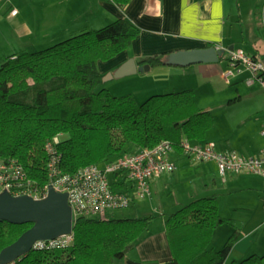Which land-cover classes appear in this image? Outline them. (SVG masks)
Returning a JSON list of instances; mask_svg holds the SVG:
<instances>
[{
    "label": "trees",
    "instance_id": "trees-1",
    "mask_svg": "<svg viewBox=\"0 0 264 264\" xmlns=\"http://www.w3.org/2000/svg\"><path fill=\"white\" fill-rule=\"evenodd\" d=\"M112 1L123 7L130 0ZM138 32L132 21L118 17L38 50L0 56V158H14L29 177L45 184V143L57 133L66 172L165 138L180 150L183 137L203 141L214 116L199 106L194 88L157 92L139 102L130 92L113 94L106 87L99 62L125 50ZM145 61L151 66L163 63L164 53L141 60ZM119 182L122 187L124 181ZM153 217L80 215L73 222L72 242L32 248L8 264H114ZM228 220L215 194L197 197L169 213L165 232L176 264H264V254L258 253L227 262L237 231L221 247H215L212 236ZM31 225L0 219V249Z\"/></svg>",
    "mask_w": 264,
    "mask_h": 264
},
{
    "label": "crops",
    "instance_id": "crops-1",
    "mask_svg": "<svg viewBox=\"0 0 264 264\" xmlns=\"http://www.w3.org/2000/svg\"><path fill=\"white\" fill-rule=\"evenodd\" d=\"M12 1L15 3L14 0ZM19 1L22 3L23 0ZM69 2L73 6L79 5L80 8L73 17V21L69 20L67 24L59 17L64 15L67 9L62 10L63 13L59 15L57 14L59 10L55 8L57 0H47L45 3L50 9L48 26L56 27L58 23L57 31L54 30V33L57 32L55 37L66 35L79 28L88 29V26L93 24L90 20H77L82 15L96 11L104 14L108 22L114 18L125 17L139 27V32L129 44V48L120 52L114 59L108 60L105 70L101 69L103 61L99 62V67L104 74L114 71L129 57H134L140 61L139 63H145L146 61L141 62V60L149 55L161 53H164L165 61L158 66H163L162 68L169 71L170 66L178 68L177 65H182L166 62V55L170 51L210 44L235 49L247 46L248 50L244 48V51L264 58V0H130L123 7H119L112 0H70ZM11 7L17 9L16 13L9 12V15H1L0 11V56L12 54L19 47L22 50L33 49L41 29L38 18H33V24L22 16L21 4H14ZM54 17L59 18L54 19ZM33 36H37L35 43H29V37ZM226 52L227 50L216 61L226 58ZM227 59L230 66L237 67L233 74L238 72L231 80H236L248 73L245 77L247 81L250 76L249 71L241 70L239 63L232 65L229 57ZM225 72L219 73V78L223 79ZM191 78L187 75L184 79L171 82L169 84L171 88H168L169 86L166 88L173 90L184 89V87L196 88ZM195 97L198 102L199 94L196 90ZM262 100L264 102V98ZM206 141H214L219 149H235L228 146L221 147L215 139L194 142ZM263 146L264 144L257 146L251 153H240L257 154ZM170 159L176 163V168L152 178L151 195L141 197L142 200L137 202L135 209L127 212L136 216L153 214L149 227L132 247L115 260L114 264H176L165 232L166 217L197 197L211 195L208 194L211 191L210 182L216 181L215 173L219 171L214 161L197 160L180 149L174 148L170 153ZM245 172L247 171L230 172L221 180L227 185L229 191L238 193L234 197L236 202H233L230 207L233 211L228 213V216L220 212L231 222L226 227L228 237L234 230L237 231L227 262L232 259L240 260L252 253L264 254V195L262 192H257L259 177H263L256 173ZM243 190L254 191L245 193ZM212 194H215L218 199L217 193ZM216 233L214 229L213 238Z\"/></svg>",
    "mask_w": 264,
    "mask_h": 264
},
{
    "label": "built area",
    "instance_id": "built-area-1",
    "mask_svg": "<svg viewBox=\"0 0 264 264\" xmlns=\"http://www.w3.org/2000/svg\"><path fill=\"white\" fill-rule=\"evenodd\" d=\"M16 11V8H11L12 14ZM225 50L229 53L232 65L243 63L250 70L248 84L256 83L264 88V58L240 48ZM231 73L232 71L227 70L225 78L228 79ZM261 132L264 134V129ZM59 141L60 134L57 133L45 143L48 154V180L45 184L29 177L24 166L14 158H0V191L8 189L12 194H27L38 199L48 194L51 185L57 191L67 192L73 220L80 215L104 218L115 209L129 205L134 197L150 196L151 179L176 168V163L170 159L174 143L165 138L153 146L140 147L113 160L101 164L89 163L74 172H66L60 164ZM180 146L182 151L197 160L214 161L222 175L248 171L259 174L264 179V146L253 155L243 154L235 149H219L214 141L198 143L187 137L181 139ZM121 180L124 181L122 187L119 185ZM72 240L73 231L55 238L38 239L32 248L64 246Z\"/></svg>",
    "mask_w": 264,
    "mask_h": 264
},
{
    "label": "rangeland",
    "instance_id": "rangeland-1",
    "mask_svg": "<svg viewBox=\"0 0 264 264\" xmlns=\"http://www.w3.org/2000/svg\"><path fill=\"white\" fill-rule=\"evenodd\" d=\"M69 1L70 0H57V4L55 5V8L59 10V12H57L59 15L63 13L62 10L67 9V12L64 15L59 16L66 24L69 23V20L71 22L73 21V17L77 14V11L80 8L79 5L73 6ZM14 2L15 3H13L12 0H0L1 15H9V12H11L10 8H13L11 6L14 4H21V14L25 19L30 20L29 22L33 24V18L35 17L40 21L41 29L39 31L38 40L35 43V38L37 36L29 37V43H35V45L33 49L28 48L26 50H38L44 48L68 36L85 30L79 28L66 35L55 37L57 36V32L54 33V30L57 31L58 23H56V27L48 26L50 9L45 5L47 0H23L22 3L19 0H14ZM59 17H54V19ZM84 19L87 21L90 20L93 23L88 26V29L98 28L108 23L107 17L99 11L82 15L77 21H84ZM60 33L61 30L59 31V34ZM237 48H245L248 50L247 46ZM20 50L19 47L16 51ZM227 57L228 51L226 52V58L223 60L177 65L176 67L178 68L170 66L171 70L169 71H167L166 68H162L163 66H158L162 64L159 63L153 65L152 68H150V66L148 69H143L118 78H108L104 81L106 87L113 94L121 95L130 92L135 96L137 101L141 102L151 94L173 90L167 89L166 87L169 86L171 82L184 79L187 75L189 77L191 76L193 84L197 86L196 88L194 87V89L197 91V94H199V105L209 109L214 116L213 126L207 130L204 139H215L221 147L228 146L229 148L237 149L238 152L251 153L257 146L264 144V136L261 134V130L264 129V102L262 100V98H264V88L256 83L248 84L245 79L246 74L248 73L236 80H231L233 76L238 74V72L233 74L234 70H237V67L230 66ZM114 58L115 56L107 60H102L101 69L105 70L109 63L108 60ZM239 66L241 70L247 69L249 75H251L250 70L246 68L245 64L239 63ZM226 70L232 71L229 79L225 80V77L223 79L219 78V73L225 72ZM241 72H239L240 75H242ZM167 83L168 85H166ZM168 88L171 87L169 86ZM245 173H248V171ZM227 175H229V173L226 175L215 173L216 181L210 182L211 191L208 193H217L220 212L224 216H228V213L233 211L230 207L233 202H236L234 197L238 195L237 192L229 191L227 185L221 181ZM259 182V190L257 189V192H262L264 195V179L259 177ZM251 191L243 190L245 193H251ZM141 200V197H137L132 200L129 205L115 209L113 211L114 215L117 217L136 216L127 212L133 211L135 205L138 204L137 202ZM229 222L230 221L228 220L227 222H224L223 225L220 224L215 228L217 233L214 238L212 236L215 247H221L228 238L229 233H227L228 229L226 227H228Z\"/></svg>",
    "mask_w": 264,
    "mask_h": 264
},
{
    "label": "water",
    "instance_id": "water-1",
    "mask_svg": "<svg viewBox=\"0 0 264 264\" xmlns=\"http://www.w3.org/2000/svg\"><path fill=\"white\" fill-rule=\"evenodd\" d=\"M224 51V47L216 44L177 49L167 53L166 62L185 65L216 61ZM139 62L134 57H129L114 71L104 74L103 80L122 77L150 67L149 62ZM0 219L14 223L32 222L14 241L0 249V264H8L27 253L38 239L55 238L72 232L74 222L67 192L57 191L51 185L48 194L38 199L27 194H12L8 189L1 190Z\"/></svg>",
    "mask_w": 264,
    "mask_h": 264
}]
</instances>
